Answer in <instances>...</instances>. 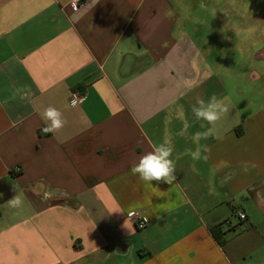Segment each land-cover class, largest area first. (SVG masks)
<instances>
[{"label":"crops","instance_id":"0c3cea01","mask_svg":"<svg viewBox=\"0 0 264 264\" xmlns=\"http://www.w3.org/2000/svg\"><path fill=\"white\" fill-rule=\"evenodd\" d=\"M69 2L0 0V264H264V64L237 75L240 22L221 0ZM262 41L247 57L264 62ZM213 95L224 138L201 140L210 159L193 162L192 136L211 125L192 106ZM48 106L66 121L54 135ZM165 140L173 184L132 175Z\"/></svg>","mask_w":264,"mask_h":264},{"label":"clouds","instance_id":"9594fccd","mask_svg":"<svg viewBox=\"0 0 264 264\" xmlns=\"http://www.w3.org/2000/svg\"><path fill=\"white\" fill-rule=\"evenodd\" d=\"M71 103L73 107L76 106L75 99H73ZM228 111V107L215 95L211 96L207 101L197 98L196 104L192 106V113L197 120L205 121L208 125H211V127L203 133L196 132L192 136V141L196 147L194 150H187L185 155H189L193 162L201 160L206 162L210 159L209 146L206 144L202 145L200 142L212 136L217 140H223L224 137L217 131L216 124ZM39 115L44 123V127L41 131L45 134L51 133L54 135L57 131L62 129L66 123L62 117V112L52 106L43 108V110L39 112ZM177 118H184L182 109L177 111ZM183 134L184 132L181 131L180 135ZM173 151V146L169 144L167 140L158 145H153L151 151L140 156L138 162L132 164L130 168L132 175L138 176V178L146 184H153V181H156L158 183L172 185L176 180V164L172 159ZM228 164V161H220L219 164L215 166L214 171L227 167ZM255 167H257L255 162H241V170L244 173L249 172L251 168ZM193 168L195 169V163L193 164ZM13 191L17 194L7 203L12 208H22L24 206L22 189L17 184H14ZM33 192L35 195H40L36 189H33ZM210 194H212L211 191ZM50 195V193H45L42 199L47 200L50 198ZM61 195L67 196L68 193L63 192Z\"/></svg>","mask_w":264,"mask_h":264},{"label":"rangeland","instance_id":"374dc122","mask_svg":"<svg viewBox=\"0 0 264 264\" xmlns=\"http://www.w3.org/2000/svg\"><path fill=\"white\" fill-rule=\"evenodd\" d=\"M219 12L221 17H234L238 23L240 22V24L236 26V65L237 68H239V72L237 73V75H239V77L245 75L243 69L247 66L250 68H258L259 64L263 65L264 62H262L261 59L254 58L252 56L247 57L246 52H248L249 50H253L257 44L263 43L264 0H221ZM242 34L245 35L242 36ZM248 38L250 40H248ZM242 62H244V65L242 64ZM260 80L261 79L257 78V80H253V82L257 83ZM247 81L248 79H246L245 82ZM257 90V93L254 91V93H256L255 97L257 99L261 98V104H263L264 87H262L260 91L259 89Z\"/></svg>","mask_w":264,"mask_h":264},{"label":"built area","instance_id":"2783aa9c","mask_svg":"<svg viewBox=\"0 0 264 264\" xmlns=\"http://www.w3.org/2000/svg\"><path fill=\"white\" fill-rule=\"evenodd\" d=\"M85 0H70L69 4H70V7L73 9V10H78L79 8H81V6L83 5ZM83 97V94L78 92L75 94V96H73V98L71 99V102L73 99L76 100V104L79 103L81 101ZM133 215H137V213H133ZM239 217L241 219H245L246 218V214L243 213V212H239ZM147 223H148V220L146 219V217L144 216H139V219L137 220V227L139 229H143L147 226Z\"/></svg>","mask_w":264,"mask_h":264},{"label":"trees","instance_id":"16d2710c","mask_svg":"<svg viewBox=\"0 0 264 264\" xmlns=\"http://www.w3.org/2000/svg\"><path fill=\"white\" fill-rule=\"evenodd\" d=\"M212 233L220 244H224L227 241L226 232L222 230L221 225L212 227Z\"/></svg>","mask_w":264,"mask_h":264}]
</instances>
